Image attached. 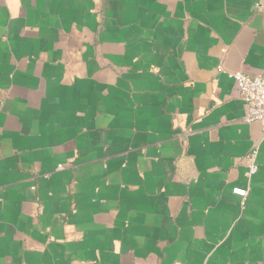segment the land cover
I'll list each match as a JSON object with an SVG mask.
<instances>
[{"label":"crops","instance_id":"1","mask_svg":"<svg viewBox=\"0 0 264 264\" xmlns=\"http://www.w3.org/2000/svg\"><path fill=\"white\" fill-rule=\"evenodd\" d=\"M237 72L264 0H0V264H264Z\"/></svg>","mask_w":264,"mask_h":264},{"label":"built area","instance_id":"2","mask_svg":"<svg viewBox=\"0 0 264 264\" xmlns=\"http://www.w3.org/2000/svg\"><path fill=\"white\" fill-rule=\"evenodd\" d=\"M232 77L237 83L242 99L248 104L246 121L260 122L264 128V74L259 77H250L237 72L232 74ZM257 157L258 149L254 148L248 155L250 176L258 172ZM238 192L244 197L248 194L246 190H238Z\"/></svg>","mask_w":264,"mask_h":264}]
</instances>
